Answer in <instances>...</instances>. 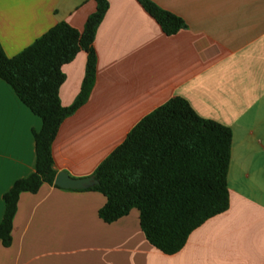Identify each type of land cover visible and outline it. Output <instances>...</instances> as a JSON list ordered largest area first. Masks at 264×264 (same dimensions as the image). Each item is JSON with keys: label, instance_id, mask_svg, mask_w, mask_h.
<instances>
[{"label": "crops", "instance_id": "crops-1", "mask_svg": "<svg viewBox=\"0 0 264 264\" xmlns=\"http://www.w3.org/2000/svg\"><path fill=\"white\" fill-rule=\"evenodd\" d=\"M107 1L93 41L95 81L58 128L54 168L92 175L143 116L180 96L231 129L228 207L166 254L146 240L137 209L106 223L100 192L43 183L20 193L0 264H264V0H152L184 20L173 35L137 0ZM94 10L93 0H0V46L13 56L59 21L82 30ZM85 64L79 51L62 66L63 106L77 96ZM40 127L0 78V220L3 194L34 170Z\"/></svg>", "mask_w": 264, "mask_h": 264}, {"label": "trees", "instance_id": "trees-1", "mask_svg": "<svg viewBox=\"0 0 264 264\" xmlns=\"http://www.w3.org/2000/svg\"><path fill=\"white\" fill-rule=\"evenodd\" d=\"M95 10L82 30L59 21L13 56L0 46V78L41 120L32 131L34 170L13 182L3 194L0 243L11 244L13 217L22 192L35 193L53 183L57 170L52 142L62 121L85 103L96 76L93 41L107 9V0H93ZM166 35L186 27L184 20L152 0H137ZM79 51L86 53L84 77L72 104L63 106L59 88L65 79L62 66ZM231 129L200 117L180 96H174L143 116L94 169L98 191L105 203L98 216L111 223L133 208L146 240L163 253L183 247L188 235L208 218L227 209V171Z\"/></svg>", "mask_w": 264, "mask_h": 264}, {"label": "water", "instance_id": "water-1", "mask_svg": "<svg viewBox=\"0 0 264 264\" xmlns=\"http://www.w3.org/2000/svg\"><path fill=\"white\" fill-rule=\"evenodd\" d=\"M53 183L61 188L67 189H86L98 184V180L93 176L73 177L66 171H57Z\"/></svg>", "mask_w": 264, "mask_h": 264}]
</instances>
